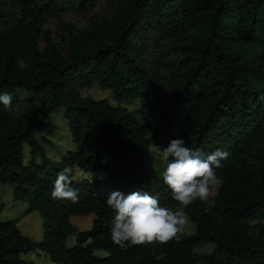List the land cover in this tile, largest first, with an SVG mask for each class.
I'll list each match as a JSON object with an SVG mask.
<instances>
[{
	"label": "trees",
	"instance_id": "1",
	"mask_svg": "<svg viewBox=\"0 0 264 264\" xmlns=\"http://www.w3.org/2000/svg\"><path fill=\"white\" fill-rule=\"evenodd\" d=\"M66 12L85 22L72 30L57 18L64 32L55 39L43 25ZM94 83L116 103L75 91ZM5 92L13 103L10 110L0 103V182L13 183L25 213L39 212L42 232L32 239L17 218L0 220V264H34L20 256L34 249L59 264H264V224L252 222L264 219V0H0ZM134 99L137 108L120 104ZM59 105L75 147L54 159L34 129ZM148 111L157 112L153 127ZM176 138L228 153L215 169L222 182L211 203L184 209L195 229L179 240L114 245L111 192L147 191L162 207H181L163 182L165 165L153 170L142 160L150 143L166 147ZM68 166L104 179L73 173L79 201L54 199L57 173ZM89 212L90 226L77 230L69 217ZM207 242L201 263L193 248ZM160 253L165 259L155 260Z\"/></svg>",
	"mask_w": 264,
	"mask_h": 264
},
{
	"label": "clouds",
	"instance_id": "2",
	"mask_svg": "<svg viewBox=\"0 0 264 264\" xmlns=\"http://www.w3.org/2000/svg\"><path fill=\"white\" fill-rule=\"evenodd\" d=\"M0 103L10 110L13 96L7 92L0 94ZM150 154L153 170L161 163L165 165L163 182L181 207L175 210L162 207L159 199L147 191H133L127 195L111 192L105 202L115 213L111 240L121 248L129 244L166 245L169 241L179 240L189 223L184 209L196 200L206 201L210 197L211 188L222 182L215 169L222 167L221 161L228 156L220 150L212 153L193 150L181 138L171 140L166 147ZM73 173L71 166L57 173L51 192L54 199L79 201V190L73 187ZM99 178L104 179V176L101 174ZM165 256L166 253H160L154 259L162 261Z\"/></svg>",
	"mask_w": 264,
	"mask_h": 264
},
{
	"label": "rangeland",
	"instance_id": "3",
	"mask_svg": "<svg viewBox=\"0 0 264 264\" xmlns=\"http://www.w3.org/2000/svg\"><path fill=\"white\" fill-rule=\"evenodd\" d=\"M9 3H6L7 5ZM5 5L3 7V11L5 12ZM102 7V2L96 3L93 11L89 13H93L99 10ZM10 14L7 16L3 15V18L7 19ZM57 18H61L66 23L72 24L70 27L74 30L77 26H80L85 22V17H81L74 12H66L64 14H59L58 17L49 18L46 23L43 25L47 27L53 34L54 38L57 39V33L64 32L60 30L57 26L56 20ZM75 91L78 95H89L93 98L105 97L111 104L116 103L112 96V92L108 88L100 87L97 84H92L90 86H76ZM138 99H134L131 103H123L128 109H134L138 107ZM156 111H148L147 117L151 122V126L153 127L156 122ZM152 131V129H150ZM34 135L39 140L40 144L43 147L44 153L50 158L59 159L61 153L65 149H73L75 147L74 142L71 140L69 131L67 128L66 120L64 117V107L62 105L57 106L53 110L50 111L49 116L45 118L39 128L34 129ZM155 139V138H154ZM160 148V144L150 143L142 153V160L145 164L150 165L152 163L153 157L150 153H155ZM27 149L28 146L25 142H22V152H23V160L27 159ZM164 164H160L157 168L158 170L163 167ZM76 168V169H75ZM84 172V175H81L77 171ZM104 176V172L102 171H84L77 167H74V175L79 177H84L87 179H93L94 177H99L100 175ZM217 186H213L211 188V195L205 201L206 204L211 203L214 195L216 194ZM13 183L9 182H0V220L8 219V218H17L16 225L18 226L21 233L27 235L32 239H40L42 232V217L37 210H31L27 213L24 212L26 207V201L23 198H14L12 192ZM179 207H175L177 209ZM93 217V213L89 212L84 215L73 214L69 217L70 222L78 229H84L90 226L91 219ZM254 221H260L264 224V219H254ZM195 229L194 223L189 219L188 225L185 227L183 233H191ZM73 241V234H69L65 243L70 245ZM212 249V244L207 242L199 246H195L193 248L194 255L199 259L202 263ZM93 254L97 256H101L105 254V251L102 249H94ZM20 256L26 260H30L34 264H59L55 261H52L48 254L45 251L40 249L29 250L26 252H21Z\"/></svg>",
	"mask_w": 264,
	"mask_h": 264
},
{
	"label": "crops",
	"instance_id": "4",
	"mask_svg": "<svg viewBox=\"0 0 264 264\" xmlns=\"http://www.w3.org/2000/svg\"><path fill=\"white\" fill-rule=\"evenodd\" d=\"M75 169H76V168H75ZM77 172L80 173L81 175H84V172H81V171H79V170H78Z\"/></svg>",
	"mask_w": 264,
	"mask_h": 264
}]
</instances>
